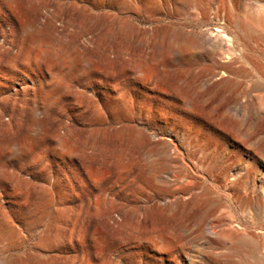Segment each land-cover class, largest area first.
<instances>
[{"label": "rangeland", "instance_id": "rangeland-1", "mask_svg": "<svg viewBox=\"0 0 264 264\" xmlns=\"http://www.w3.org/2000/svg\"><path fill=\"white\" fill-rule=\"evenodd\" d=\"M0 264H264V0H0Z\"/></svg>", "mask_w": 264, "mask_h": 264}, {"label": "bare ground", "instance_id": "bare-ground-1", "mask_svg": "<svg viewBox=\"0 0 264 264\" xmlns=\"http://www.w3.org/2000/svg\"><path fill=\"white\" fill-rule=\"evenodd\" d=\"M10 5V4H9ZM19 7V6H18ZM24 15V14H23ZM22 15V16H23ZM186 40V39H185ZM189 42V41H188ZM192 42V41H191ZM184 44V43H183ZM187 44V43H186ZM189 44V43H188ZM195 44V43H194ZM191 47H192V45H191ZM14 57V56H13ZM38 123H39V125L41 126V127H44V125H45V120H44V116L42 115V114H39V116H38ZM127 132V131H126ZM125 132V133H126ZM119 134V133H118ZM117 135V134H116ZM139 140H140V136H139ZM140 143V142H139ZM138 144V143H137ZM149 153V152H148ZM254 252V251H253ZM254 254V253H253Z\"/></svg>", "mask_w": 264, "mask_h": 264}]
</instances>
